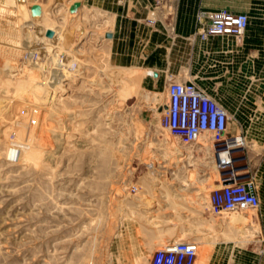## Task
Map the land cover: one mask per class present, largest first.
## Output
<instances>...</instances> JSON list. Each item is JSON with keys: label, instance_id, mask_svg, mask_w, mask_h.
I'll use <instances>...</instances> for the list:
<instances>
[{"label": "rangeland", "instance_id": "obj_1", "mask_svg": "<svg viewBox=\"0 0 264 264\" xmlns=\"http://www.w3.org/2000/svg\"><path fill=\"white\" fill-rule=\"evenodd\" d=\"M28 2L45 7L35 16ZM28 2L0 0V264H151L156 249L139 243L152 239L198 243L196 264L213 252L264 264V199L212 213V140L167 127L169 80L198 81L183 46L154 72L116 40V11ZM69 25L73 45L41 32Z\"/></svg>", "mask_w": 264, "mask_h": 264}, {"label": "crops", "instance_id": "obj_2", "mask_svg": "<svg viewBox=\"0 0 264 264\" xmlns=\"http://www.w3.org/2000/svg\"><path fill=\"white\" fill-rule=\"evenodd\" d=\"M93 4L116 11V40L131 48L134 57H145L154 72L173 56L171 44L183 46L180 54L187 71L193 78L198 75L195 83L228 111V134L244 137L246 162L263 200L264 0H93ZM218 8L248 13L244 37L215 35L191 44L188 39L197 30L199 11ZM139 244L145 249L161 246L154 239ZM228 262L223 252H213L198 264Z\"/></svg>", "mask_w": 264, "mask_h": 264}, {"label": "built area", "instance_id": "obj_3", "mask_svg": "<svg viewBox=\"0 0 264 264\" xmlns=\"http://www.w3.org/2000/svg\"><path fill=\"white\" fill-rule=\"evenodd\" d=\"M246 11L218 8L197 14L193 41H206L215 35H232L241 40L248 28ZM164 117L169 131L185 144L197 143L208 135L220 169L219 186L212 190L210 210L214 214L258 209L260 197L244 153L242 135H229L230 116L212 95L193 81L170 79ZM199 245L194 241L170 240L153 254L151 264H196Z\"/></svg>", "mask_w": 264, "mask_h": 264}, {"label": "bare ground", "instance_id": "obj_4", "mask_svg": "<svg viewBox=\"0 0 264 264\" xmlns=\"http://www.w3.org/2000/svg\"><path fill=\"white\" fill-rule=\"evenodd\" d=\"M27 2H28V0H26ZM27 7H28V9H29V11L30 12H33V15H35V16H38V14H39V11H41V9L42 8H44L45 6H43V4H33V3H27ZM34 16V17H35ZM48 25V24H47ZM49 29H52L53 31H54V36H52L51 37V39L53 40V41H57L58 42V44H59V42L61 43V45H66V46H68V44H71V45H73L76 41H78V39H79V36H78V34H77V32L73 29V27L72 26H64V27H62V26H60V28H55V27H51V26H46L45 28H43V30L41 31L42 33L43 32H46L47 30H49ZM38 34V33H37ZM48 39V38H47ZM37 40V39H36ZM42 42V41H41ZM40 42V43H41ZM58 47V46H57ZM60 50H61V48H60ZM63 50V49H62ZM71 50V49H70ZM67 51V50H66ZM44 52V51H43ZM65 53V52H64ZM66 54V53H65ZM68 54V53H67ZM74 54V53H73ZM69 55V54H68ZM67 55V56H68ZM66 56V57H67ZM55 57V56H54ZM69 57V56H68ZM72 57V56H71ZM71 63V62H70ZM69 63V64H70ZM72 64V63H71ZM65 65V64H64ZM63 66V65H62ZM61 69V68H60ZM67 69V68H66ZM135 80H137V81H135L136 83H138V85H139V78H135ZM202 139V138H201ZM215 160V159H214ZM233 214V213H232ZM236 216V215H235ZM232 217V216H231ZM228 219H229V217H228ZM247 219V218H246ZM232 222H234V223H236V222H239V221H246L245 219H242V217H233L232 218V220H231ZM230 221V222H231ZM231 222V223H232ZM243 222V223H244ZM178 240H180V239H178ZM197 260H198V258H197Z\"/></svg>", "mask_w": 264, "mask_h": 264}, {"label": "water", "instance_id": "obj_5", "mask_svg": "<svg viewBox=\"0 0 264 264\" xmlns=\"http://www.w3.org/2000/svg\"><path fill=\"white\" fill-rule=\"evenodd\" d=\"M79 34H80V33H79ZM79 34H78V35H79ZM47 36H49V37L54 36V31H53L52 29H49V30L47 31ZM108 36L111 37V34H109Z\"/></svg>", "mask_w": 264, "mask_h": 264}]
</instances>
